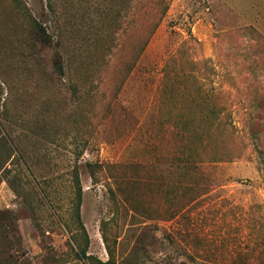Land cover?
<instances>
[{
    "label": "rangeland",
    "instance_id": "obj_1",
    "mask_svg": "<svg viewBox=\"0 0 264 264\" xmlns=\"http://www.w3.org/2000/svg\"><path fill=\"white\" fill-rule=\"evenodd\" d=\"M20 3L0 0V264H264V0Z\"/></svg>",
    "mask_w": 264,
    "mask_h": 264
},
{
    "label": "trees",
    "instance_id": "obj_2",
    "mask_svg": "<svg viewBox=\"0 0 264 264\" xmlns=\"http://www.w3.org/2000/svg\"><path fill=\"white\" fill-rule=\"evenodd\" d=\"M15 1H16L17 4H20L21 5L20 0H15ZM34 25L40 31L41 36H42V41L49 42L50 41L49 40L50 36L48 35L46 29L43 28L37 21H34ZM82 195L83 194H82L81 182H80V179H79L78 174H75V196H74V201H75V214H76L77 220H78V222L80 224V227H81V229H82V231L84 233L85 240H86L87 239V233L85 231V227H84V224L82 222L81 212H80L81 204H82ZM0 215H3L1 211H0ZM87 243L88 242L86 240V243L81 248L80 253L85 258H93V257H90V255H87L86 254ZM95 261L97 262V264H111V261L110 260L103 262V261H100L98 259H95Z\"/></svg>",
    "mask_w": 264,
    "mask_h": 264
},
{
    "label": "crops",
    "instance_id": "obj_3",
    "mask_svg": "<svg viewBox=\"0 0 264 264\" xmlns=\"http://www.w3.org/2000/svg\"><path fill=\"white\" fill-rule=\"evenodd\" d=\"M3 218V217H2ZM3 221V220H2ZM1 222V221H0ZM4 264H6V263H4Z\"/></svg>",
    "mask_w": 264,
    "mask_h": 264
}]
</instances>
